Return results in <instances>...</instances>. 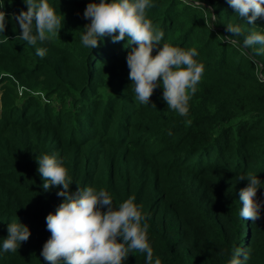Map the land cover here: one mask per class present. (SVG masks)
Masks as SVG:
<instances>
[{"label": "trees", "instance_id": "1", "mask_svg": "<svg viewBox=\"0 0 264 264\" xmlns=\"http://www.w3.org/2000/svg\"><path fill=\"white\" fill-rule=\"evenodd\" d=\"M47 2L64 20L43 45L14 39L21 30L13 14L27 10L24 0H4L2 9L9 42L0 44V264H48L46 216L63 198L59 186L43 189L36 160L45 154L67 168L71 192L104 189L114 208L134 198L153 264H228L234 248L240 264H264V206L259 220H243L239 191L248 181L238 180L251 173L264 183V52L243 48L251 32L264 34V19L248 24L227 0H207L205 9L152 0L146 18L163 32L160 45L195 48L204 67L181 116L167 109L162 84L149 105L136 99L126 57L137 45L108 36L98 48L82 45L84 10L99 0ZM229 24L242 34L228 33ZM38 47L47 48L42 58ZM256 198L264 201V185ZM14 222L30 237L5 252ZM124 264H146V256L129 254Z\"/></svg>", "mask_w": 264, "mask_h": 264}, {"label": "clouds", "instance_id": "2", "mask_svg": "<svg viewBox=\"0 0 264 264\" xmlns=\"http://www.w3.org/2000/svg\"><path fill=\"white\" fill-rule=\"evenodd\" d=\"M24 3L27 10L13 14L21 30L14 39L35 46L58 37L63 27V14H58L47 0H24ZM184 3L187 4L188 0ZM227 3L250 25H254L258 18L264 19V0H227ZM152 6V0L88 3L83 16L90 23L84 26L82 45L92 50L100 46L99 42L105 36L111 37L113 43L127 38L129 44L137 45L126 57L128 78L134 85L136 99L149 105L155 88L162 84V97L167 109L187 116L189 100L197 91L204 67L195 59L198 55L195 48L185 50L168 44L160 45L163 32L146 18V9ZM195 6L205 9L200 0H195ZM3 8L4 0H0V36H3L0 44H7L9 37L2 35L6 29ZM212 18L216 16L212 14ZM226 31L232 36L242 34L241 28L232 24L226 26ZM225 38L230 43H239L228 36ZM255 45L261 46L255 49L256 54L264 52V34L261 32L253 31L243 41L244 49ZM46 53L47 48H36V54L41 58ZM36 161L44 180L43 189L47 191L59 186L61 190L56 194L63 198L55 214L46 216V228L51 237L44 243L41 256L48 264H124L129 254L136 252L145 254L146 264H153V250L147 238L148 225L146 222L142 224L146 217L134 198L114 208L111 196L104 189L96 191L92 187H77L75 192H71L72 180L68 170L55 156L45 154ZM245 179L248 184L239 191L242 204L239 216L245 221L256 222L261 218V207L264 206V201L256 198L257 190L264 183L256 174L238 177L239 181ZM29 237L30 230L26 225L20 222L8 224L3 251L17 252ZM241 255L242 249L234 248L228 264H240ZM244 259L248 256L245 255ZM154 264H161V261L157 258Z\"/></svg>", "mask_w": 264, "mask_h": 264}, {"label": "rangeland", "instance_id": "3", "mask_svg": "<svg viewBox=\"0 0 264 264\" xmlns=\"http://www.w3.org/2000/svg\"><path fill=\"white\" fill-rule=\"evenodd\" d=\"M195 1V0H194ZM207 0H200V3L204 4L206 3Z\"/></svg>", "mask_w": 264, "mask_h": 264}, {"label": "built area", "instance_id": "4", "mask_svg": "<svg viewBox=\"0 0 264 264\" xmlns=\"http://www.w3.org/2000/svg\"><path fill=\"white\" fill-rule=\"evenodd\" d=\"M259 76L261 77V79H262V80H264V77H263V76H261V74H259Z\"/></svg>", "mask_w": 264, "mask_h": 264}, {"label": "crops", "instance_id": "5", "mask_svg": "<svg viewBox=\"0 0 264 264\" xmlns=\"http://www.w3.org/2000/svg\"><path fill=\"white\" fill-rule=\"evenodd\" d=\"M1 94V93H0Z\"/></svg>", "mask_w": 264, "mask_h": 264}]
</instances>
